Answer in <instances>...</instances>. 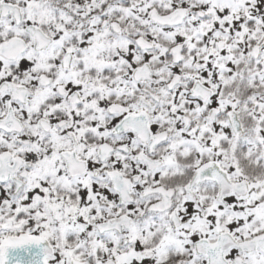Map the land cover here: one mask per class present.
<instances>
[{"label":"snow or ice","instance_id":"snow-or-ice-1","mask_svg":"<svg viewBox=\"0 0 264 264\" xmlns=\"http://www.w3.org/2000/svg\"><path fill=\"white\" fill-rule=\"evenodd\" d=\"M0 264H264V0H0Z\"/></svg>","mask_w":264,"mask_h":264}]
</instances>
